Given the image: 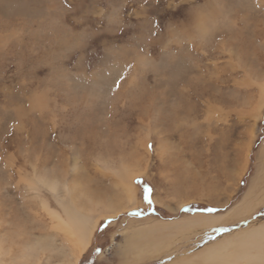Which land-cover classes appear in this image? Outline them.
I'll return each instance as SVG.
<instances>
[{"label": "rangeland", "instance_id": "obj_1", "mask_svg": "<svg viewBox=\"0 0 264 264\" xmlns=\"http://www.w3.org/2000/svg\"><path fill=\"white\" fill-rule=\"evenodd\" d=\"M263 91L264 0H0V264H68L71 194L78 264H202L264 225Z\"/></svg>", "mask_w": 264, "mask_h": 264}, {"label": "bare ground", "instance_id": "obj_2", "mask_svg": "<svg viewBox=\"0 0 264 264\" xmlns=\"http://www.w3.org/2000/svg\"><path fill=\"white\" fill-rule=\"evenodd\" d=\"M130 194H131L130 199H133V195L131 192ZM39 196L41 197L42 205L43 206L46 205L45 200L42 199V196L40 194ZM58 198L56 201L57 204L60 205V208L58 211L55 210L50 212L49 217L52 220V222H55L53 229L62 232L67 236V239H71V241L73 242L72 245L75 251H73L74 252L73 254H70L71 259L70 261L67 260V263L78 264L82 252L85 251V248L87 247L91 239V236L94 233L97 223L96 222L97 218L94 219L92 217V213L90 212L91 211L90 204L88 203L85 204L84 202V204L79 205V203H77V201L74 199L75 196H72V194L69 195V198L67 200V202L69 201V203L63 202L61 198L60 199ZM106 206H108V208H104V210L106 211L111 210L117 212L118 206H116L115 204L108 203L106 204ZM220 219L222 220L223 217ZM194 220L195 223L199 222L197 225L200 224L206 225L207 223H209L210 217L204 218L203 216L201 217L196 216L194 217ZM37 233H41V235L42 236L44 235V237L41 240H40V236L36 237L34 244L48 245L47 237H49L48 235H50V233L46 235L47 233L43 232V230ZM10 244L11 243L8 242L7 244L8 246L6 247L3 246V248L0 246V255H2L3 257V253H4L7 256L9 255L10 260H13V258L16 257L10 253L11 251L14 252V248H12V245ZM1 249L4 251H1ZM45 250L43 255H48V253L46 254ZM42 251L39 252L40 255L42 254ZM32 252L33 249L28 248L27 252L25 251L22 252V254L20 255V259L22 260L24 259L27 261L30 259L31 260L34 259V262L36 263L41 261L40 260L41 258L40 259L36 258V256L33 255ZM15 255L17 256V254ZM199 256H201V259L199 260H203L202 264H219V263L220 264H260V263L264 264V225L256 224L255 226L252 225L247 229L241 230L240 233L233 235L231 238L223 239L220 243H217L214 246L211 245L210 248L207 247V249H204L199 253ZM215 257L222 259L218 260Z\"/></svg>", "mask_w": 264, "mask_h": 264}, {"label": "snow or ice", "instance_id": "obj_3", "mask_svg": "<svg viewBox=\"0 0 264 264\" xmlns=\"http://www.w3.org/2000/svg\"><path fill=\"white\" fill-rule=\"evenodd\" d=\"M117 86H119V85L117 84ZM149 147H151V145H149Z\"/></svg>", "mask_w": 264, "mask_h": 264}]
</instances>
